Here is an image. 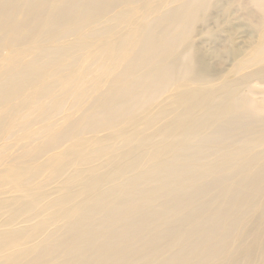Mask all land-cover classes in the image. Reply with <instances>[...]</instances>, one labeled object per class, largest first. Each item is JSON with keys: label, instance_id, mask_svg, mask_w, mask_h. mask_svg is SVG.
Segmentation results:
<instances>
[{"label": "bare ground", "instance_id": "bare-ground-1", "mask_svg": "<svg viewBox=\"0 0 264 264\" xmlns=\"http://www.w3.org/2000/svg\"><path fill=\"white\" fill-rule=\"evenodd\" d=\"M228 12L221 71L195 38ZM21 44L0 264H264V0H0V58Z\"/></svg>", "mask_w": 264, "mask_h": 264}, {"label": "rangeland", "instance_id": "rangeland-1", "mask_svg": "<svg viewBox=\"0 0 264 264\" xmlns=\"http://www.w3.org/2000/svg\"><path fill=\"white\" fill-rule=\"evenodd\" d=\"M229 14V15H228ZM228 17V18H227ZM232 16L230 15V12H228V13H226V15L224 14L223 16L221 15V17L220 18H218L219 20H220V25H219V23L216 25V24H214V25H212V24H210V28L211 29H214L215 30V28H217L218 27V29H217V34L220 36V37H223V38H221V40L222 41H224V42H222L221 40H218V41H213V42H210V41H206V35H202V37L200 36V38L199 37H196L195 38V40H196V43H198L199 45V49L198 50H200L201 52H203L204 54H205V56H206V58L207 59H210V62L211 63H214L215 65H217L216 67H217V69H220L221 71H224L226 68H228V66H229V63L231 64V61H232V59H230L229 57V55H228V53H225L226 52V48L228 49H230V47L231 46H233V44L236 46L237 45V43H233V44H230L231 46H225V39L229 36H231V37H235L236 36V40L237 41H239L238 40V38L241 36V35H245L246 34V28L244 29V26H242L243 24H242V21L240 22V21H238V20H235V19H233V17L231 18ZM227 21V22H226ZM216 22H218L217 21V19H216ZM229 22V23H228ZM231 22V23H230ZM239 24H241L240 26V30H239V32H241L242 34H240V35H236L235 34V29H234V31H233V28H234V26H235V28H237V27H239ZM228 26V27H227ZM214 27V28H213ZM227 28V29H226ZM231 28V29H230ZM221 31H220V30ZM220 31V32H219ZM244 31V32H243ZM232 33V35H230ZM235 35H234V34ZM237 33V32H236ZM219 36H218V38H219ZM226 36V37H225ZM242 36V37H243ZM238 37V38H237ZM235 39V38H234ZM244 39H247V36L245 37L244 36ZM205 42V43H204ZM215 42V43H214ZM219 44H217V43ZM221 42H222V46H220L221 45ZM50 43H53V42H50ZM211 43V44H210ZM214 44V45H213ZM215 44H217V46L219 47H217ZM224 44V45H223ZM239 44V43H238ZM216 48H218V49H216ZM240 46V45H239ZM231 48H233V47H231ZM219 49H221V52H220V50ZM17 51V52H16ZM35 53V51L31 48V45L30 44H21V45H17V46H12V47H9V48H7V49H5L4 50V52H3V55H6V57H4V58H0V73L2 74V72L6 69V67L7 66H9V67H15V64L17 63V62H20V60L22 59V57L24 56V55H32V54H34ZM225 53V54H224ZM221 54H223V55H221ZM228 55V56H227ZM85 54H83V55H81L80 56V58H81V60H83V59H85ZM226 56V57H225ZM212 60L214 61V62H212ZM219 61V62H218ZM58 62H60V63H58ZM70 62V60H66V59H61V60H58V61H55L51 66H49V67H47V69H46V72H45V74L43 75V77L37 82V83H45V81H48L49 79H52V78H57L58 76H52V77H50V73H52L53 71H54V73L57 71V67H59L61 64H63V65H66L67 63H69ZM8 68V67H7ZM56 69V70H55ZM223 69V70H222ZM22 99H25L24 101H20L19 103H17V104H15L16 102L15 101H17V100H13V101H11V102H6V103H4L3 104V112L6 114H8L9 113V110L11 109V108H15L17 111H19V113H17V114H15V115H13L12 117H13V121H17V120H20V118L23 116V114L26 112V111H30L31 113H32V111H31V108H32V106H31V104H30V100L32 99V93L30 94V95H27V96H22ZM58 110V107L57 106H53L52 104H48L46 107H45V112H47L48 114L49 113H51V112H53V111H57ZM32 120H34V117L32 116V118H30L29 120H27V121H32ZM20 124H23L22 122L20 123ZM19 124V125H20ZM56 128V127H55ZM54 129V128H53ZM11 143L10 142H8L7 144H5V145H10ZM49 145H47V146H45V148H50L51 146L50 145H52V144H54V141H50L49 143H48ZM11 146V145H10Z\"/></svg>", "mask_w": 264, "mask_h": 264}]
</instances>
